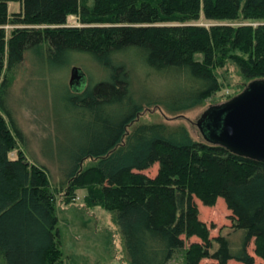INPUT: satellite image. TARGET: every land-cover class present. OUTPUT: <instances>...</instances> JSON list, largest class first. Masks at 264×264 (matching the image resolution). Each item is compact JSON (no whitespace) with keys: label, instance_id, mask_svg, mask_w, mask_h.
Wrapping results in <instances>:
<instances>
[{"label":"trees","instance_id":"obj_1","mask_svg":"<svg viewBox=\"0 0 264 264\" xmlns=\"http://www.w3.org/2000/svg\"><path fill=\"white\" fill-rule=\"evenodd\" d=\"M9 3L19 11L8 14ZM200 15L226 24L191 25ZM69 17L79 26H67ZM33 51L54 64L83 54L103 73L66 99L89 116L93 130L83 132V145L67 157L62 196L69 204L85 189V206L110 213L124 264L264 261V163L193 140L179 126L136 122L145 107L178 114L201 105L218 88L216 69L228 63L245 84L264 80V0H0V264H64L46 170L21 152L9 157L21 134L4 100L23 55ZM127 57L146 78L181 86L179 97L168 106L136 100L119 62ZM153 165V177L142 173ZM216 199L241 236L233 253L227 237L210 240L198 219L194 200L212 206ZM190 236L200 241L184 248Z\"/></svg>","mask_w":264,"mask_h":264},{"label":"rangeland","instance_id":"obj_2","mask_svg":"<svg viewBox=\"0 0 264 264\" xmlns=\"http://www.w3.org/2000/svg\"><path fill=\"white\" fill-rule=\"evenodd\" d=\"M7 10L8 14L16 13L19 11V5L9 3ZM190 24L209 27L226 23L207 22L200 15L197 21ZM227 24L246 25V23ZM66 25L79 26L75 17H69ZM251 25L254 24L251 23ZM9 29L10 27H5L6 34ZM119 62L130 73L131 91L138 101L142 99L141 97L146 101L159 99L168 106L179 97L177 92L183 90L173 81L164 82L153 75L146 78V72L134 65L129 57L126 60L119 58ZM72 67L81 69L84 78L82 85L75 91L68 85L69 71ZM215 76L218 88L201 105L178 114L169 113L161 105L145 107L138 114L136 122L162 123L172 130L179 126L187 130L186 132L193 140L201 141V136L193 122L206 108L229 101L247 86L246 82L238 76L237 69L229 63L216 69ZM102 79L103 73L100 68L86 55L71 54L65 62L54 64L44 60L39 52H27L12 76L4 100L6 110L21 134L20 144L18 143L17 149L9 154V157L15 158L18 151L28 163L44 168L50 186L55 190L54 214L64 264H124L121 260L117 227L111 220L110 213L101 206H85V189L77 190L73 201L69 204L63 202L62 196L65 187L62 170L66 168L67 157L75 146L83 145V132L86 129H92L91 125H87L89 116L85 117L79 110L72 109L66 99L69 94H78ZM94 130H98V127L95 126ZM219 133L220 125L209 136L210 139L217 141ZM83 163L87 164V160ZM155 172L156 165H153L142 173L153 177ZM194 203L198 219L203 221L208 229V238L211 240L216 235L227 237L231 252H235L240 246L241 236L232 228L230 212L223 201L216 199L212 206H203L197 200H194ZM193 241L199 242L200 240L195 236H190L184 240L183 247L185 248ZM247 252L252 255L251 243L247 247ZM177 256L178 259L180 256ZM68 257L71 258L70 261ZM210 261L208 258H202L198 264ZM259 262L264 261L254 256V264ZM228 264L242 263L231 259Z\"/></svg>","mask_w":264,"mask_h":264},{"label":"water","instance_id":"obj_3","mask_svg":"<svg viewBox=\"0 0 264 264\" xmlns=\"http://www.w3.org/2000/svg\"><path fill=\"white\" fill-rule=\"evenodd\" d=\"M83 79L78 68L70 69L68 85L73 91L79 89ZM193 125L206 143L264 163V80L250 82L229 101L209 106ZM219 125V139L214 142L209 136Z\"/></svg>","mask_w":264,"mask_h":264}]
</instances>
